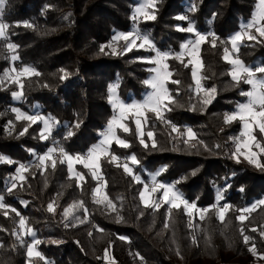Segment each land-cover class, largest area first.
<instances>
[{
	"label": "trees",
	"instance_id": "obj_1",
	"mask_svg": "<svg viewBox=\"0 0 264 264\" xmlns=\"http://www.w3.org/2000/svg\"><path fill=\"white\" fill-rule=\"evenodd\" d=\"M257 2L158 0L156 19L141 17L136 23L132 19L136 0H6L0 13V23L8 25L6 39L0 38V76L8 68L11 55L18 56V68L30 66L39 75L21 78L23 95L16 101L13 92L21 91L20 87L7 80L0 83V156L11 161H0V197L8 206L0 209V264L261 262L249 247L254 244L256 252L264 254V205L246 213L248 218L243 224L237 216L240 209L264 199V168L233 158V138L239 134L240 124L224 122V114L232 113L244 101L240 93L249 86L242 82L233 86L235 82L228 74L231 66L223 59L224 49H230L228 38L252 18ZM181 16L186 19H178ZM25 22L32 27H24ZM189 24L207 37L199 51L203 64L200 76L206 77L201 84L215 87L217 93L206 106L200 103L204 93L198 99L191 65L186 57L176 58L181 43L195 37L194 33L178 30ZM133 28L146 35L156 50L170 53L165 62L173 73L171 79L180 83L167 84L175 103L163 115L181 133L191 128L196 140L185 144V136L172 132L170 126L149 113L144 129L145 147L132 118L124 120L129 131L117 129V135L130 146L122 148L113 143L110 151L120 158L118 163L128 164L139 182L123 167L110 162V157L101 159L99 174L106 183L103 192L115 205V211L93 202L95 183L89 172L75 163L76 172L84 176L77 186V180L68 175L66 164L59 162L58 152L53 157L57 160L55 168L49 165L40 170L31 165L23 173L25 179L9 192L16 167L33 163L35 155L53 147H62L73 156L83 155L98 141L99 133L113 117L108 102L110 85L115 86L116 96L125 104L142 98L150 64L140 58H149L152 49L145 46L125 52L123 45L112 43L116 34ZM262 40L257 36L256 40L242 41L235 56L247 66L264 65ZM8 43L16 45L14 53L7 48ZM13 108L26 115L51 116L58 123L51 136L42 140L40 124L18 120ZM25 128L27 131L21 135ZM148 131L154 133L156 147L148 139ZM254 134L264 144V135L258 131ZM133 155L136 164L129 162ZM258 157L264 164V156ZM153 176L158 183L174 185L185 200L195 202L198 208L217 204L219 192L223 197L219 206H231L224 223L211 212L190 227L182 207L171 212L163 203L158 210L144 207L139 194L144 182ZM77 201L84 202L87 220L80 222L85 213L79 209L75 211L79 219H70L75 226L65 227L64 209ZM50 202L54 203L55 212L47 210ZM11 208L26 219L35 237L19 234L18 239L13 234L18 232L19 216ZM242 228L251 237L248 244L244 243ZM34 239L40 241L36 247L44 260L27 255V245Z\"/></svg>",
	"mask_w": 264,
	"mask_h": 264
},
{
	"label": "snow or ice",
	"instance_id": "obj_2",
	"mask_svg": "<svg viewBox=\"0 0 264 264\" xmlns=\"http://www.w3.org/2000/svg\"><path fill=\"white\" fill-rule=\"evenodd\" d=\"M158 0H142L139 7L135 9V13L132 17L134 21H137L138 17H143L144 20H155V9L157 6ZM6 4V0H0V13ZM193 10H195L193 8ZM178 19H186V17H178ZM24 27H32L31 24L25 22ZM8 28L7 24L0 23V38L6 39V30ZM254 29L255 34H253L250 30ZM179 31H187L195 34V39L188 41L185 44L181 45V53H179L176 58L180 59L185 53L190 55L192 59L188 61V64L193 65V79L196 85L197 96L199 99V94L204 93V99L200 100V103L203 105H208L212 103V100L215 98L217 93V89L213 88H205L201 84L202 79H206V77L198 75L200 69H202L203 64L199 57L200 46L206 42L207 37L201 35L196 32L195 29L189 24V26L185 28H178ZM259 37H264V0H258L256 11L253 13L252 20L243 26V30L237 32L234 36L230 38L231 51L228 48L224 49L223 59L228 62L232 67L231 71L228 73L231 76L232 81H234V87L238 86L241 82L249 85V89L247 91H241V95L247 97L246 102L239 103L236 107V110L232 113L224 114V122L225 124H231L234 121H238L241 124V132L238 137L233 138V142L235 144V151L232 153L233 158L239 162V157L242 155L244 159L248 161L250 164H254L257 167L264 168V164L259 162L258 153L253 149L259 150V156H264V144L257 140V136L254 134L258 129L260 133H264V65H259L256 67L245 65L238 57L234 58L231 53L238 52L240 43L247 38L248 40H256L257 35ZM113 40H124V51H130L133 47H144L147 46L156 52L155 57L149 58H140L147 63H151L155 65V67L151 68L150 71L154 73L150 79L144 81V83L152 89L151 92L147 94L145 99L142 102H133L132 104H125L115 95V86H109V102L112 104L115 110H118V115H114L112 119L109 120L107 128L103 133H101L103 139L96 145H94L91 149H89L86 156H80L77 154L73 156L65 152V150L60 148H49L48 152L42 156L38 157L39 165L42 166L45 170L49 166L52 168L56 167L57 160L53 158L55 153H59V162L65 163L67 162V167L69 170L70 178L73 175V166L75 163L83 164L85 168H89L92 170V175L94 179L101 180L102 177L99 175L100 170V161L102 158L110 157V162L116 163L117 167H123L124 171L132 175L133 178L139 182V177L134 176L131 168L127 163L120 164L118 163L119 157L114 155L110 151L111 145L116 143L122 148H127L130 145L126 140L122 139L119 135H117V129H122L124 132H128L129 128L123 123L124 120L135 117L136 124V133L138 138L140 139V143L147 147V144L144 140L145 136V125H147L149 116L148 114H154L158 120H161L165 124L171 127L172 132L180 133L182 136H187V139L184 140L185 144H188L189 141L196 140V134L193 132L191 128H187L183 133L180 132L175 125H172L170 121L165 120L163 113L165 111H171V105L175 103L174 98L167 87L168 83L179 84L180 82L177 80L171 79L173 73L169 70L168 64L165 62L170 53H162L159 50L154 48V45L149 40L146 35H141L138 29H133L132 32L128 33H118L113 37ZM215 36L213 35L212 43L213 47L215 44ZM137 41H140V44H137ZM264 42V40L260 41ZM7 48L11 52H15L16 45L8 43ZM114 54H115V50ZM12 60H17L18 56L12 55ZM183 62V61H182ZM188 66L187 64L185 65ZM12 72L16 73L14 78V82L20 87L21 91L13 92V97L19 99L22 97L23 92V77L30 76H38L39 73L30 66H25L18 71L16 69H12ZM63 71V70H61ZM259 74V75H258ZM5 75H8L6 71ZM65 76H61V79H64ZM0 83H3L0 80ZM193 110H195V106H193ZM13 112L17 113L18 120H26L31 122L32 124L37 123V121H41L43 123V129L40 133V139L47 140L51 134L53 128L56 126L58 121H56L53 117L49 116L47 118L40 115H26L24 113H20L19 110L13 109ZM131 114V116L129 115ZM76 127H79L77 123ZM27 131V128L21 132V135ZM72 132L68 133V136H71ZM147 137L149 140H152V146L156 147V142L154 140V133L152 131L147 132ZM194 146V145H193ZM219 147V145L217 146ZM133 164L138 163L136 157L133 155L129 157ZM0 161L3 162H11L8 161L6 157L0 156ZM27 171V166L24 164H20L17 168L18 176L13 178L12 186L8 189L9 192H12L13 189L17 187L16 180L23 181L25 179L22 173ZM163 171V169H161ZM195 174V173H193ZM156 175H159L157 173ZM77 177V186H80V181L84 180V176L80 173H75ZM106 187L105 184H98L96 188L93 189V202L97 204H105L107 208L115 211V205L108 198L106 192H103V188ZM243 191V189H241ZM157 194L155 198H153V194ZM141 203L144 207H151L153 210H158L162 203L169 206V211L171 209H180L183 208V211L190 218H194L197 214L199 215V219L201 221L205 220L207 215L211 212H215L217 219L224 223L226 212L230 209V205L224 204L223 206H219V200L223 197L218 192L217 194V204L212 205L210 208H198L195 202H189L185 200L181 193L175 190L174 185H164L161 183H157L155 180V176H153V186L149 189L148 185H145L143 191L139 194ZM162 202V203H161ZM260 205H264V199L258 202ZM256 205H252L251 208H243L240 209V215L237 216V220L243 224V222L248 218L246 213H250L254 210ZM3 203V197H0V209H7ZM83 209L85 213L84 220H81V223L86 222L87 220V209L84 208L83 201L74 202L72 205H69L64 209L63 219L65 222V227L75 226L70 223V219H79L75 216V211ZM47 210L52 213L55 212L54 203L50 202L47 206ZM11 212L15 213L19 216V231L13 233L17 235V238H20L19 233H23L25 235L35 237L34 230L27 226V221L23 216H20V213L17 212L15 208L10 209ZM4 215H8V211L4 212ZM118 217V221H119ZM169 225L166 222L165 228ZM189 226L192 225V220H189ZM252 231H256L255 228L251 229ZM102 231V230H101ZM91 235V233H89ZM241 235L243 237L244 243L248 244L251 237L244 234L243 228L241 229ZM261 236H264V231L261 232ZM120 239H127L126 237H120ZM193 242L196 243V237L193 236ZM40 241L34 239L32 243L27 245V255L29 258L35 256L40 260H44L45 258L41 255V253L37 250V245H39ZM249 251L253 253V255H258L260 259H264V254H259L256 252L255 245L253 244L249 247ZM179 254V253H177ZM139 255V254H137ZM105 259H109L107 250L105 251ZM142 260L143 258L140 257Z\"/></svg>",
	"mask_w": 264,
	"mask_h": 264
},
{
	"label": "rangeland",
	"instance_id": "obj_3",
	"mask_svg": "<svg viewBox=\"0 0 264 264\" xmlns=\"http://www.w3.org/2000/svg\"><path fill=\"white\" fill-rule=\"evenodd\" d=\"M142 2V0H136V6H135V8H134V10H133V15H134V13H135V9L137 8V7H139V5H140V3ZM255 11H256V9H255ZM139 18H141V17H138L137 18V21H135L136 23L138 22V19ZM252 18H253V16H252ZM252 18L250 19V20H248L245 24H242L241 25V27H240V29H239V31H237V32H240V31H242L243 30V26L244 25H247L251 20H252ZM134 29V28H133ZM133 29L130 31V32H132L133 31ZM253 34H255V30L254 29H252V30H250ZM236 32V33H237ZM46 33H53V32H51V31H48V32H46ZM235 33V34H236ZM141 34V33H140ZM235 34H233L232 36H234ZM117 35V34H116ZM115 35V36H116ZM142 35V34H141ZM257 36H259L258 34H256ZM232 36H230L229 38H228V41H230V38L232 37ZM196 37H193V38H190V39H188L187 41H185V42H183V43H181V45L182 44H185V43H187L188 41H191V40H194ZM263 39H264V37H263ZM244 40H247V38H245ZM243 40V41H244ZM114 42H117V43H119V45L120 46H122L123 45V47H124V45H125V41L124 40H113L112 41V43H114ZM124 42V44H122ZM137 44H140V41H137ZM229 44H230V42H229ZM241 44V43H240ZM181 45H180V50H179V52L176 54V56L179 54V53H181V51H182V49H181ZM133 48H142V49H145V46L144 47H133ZM230 51H231V44H230V49H229ZM161 52V51H160ZM162 53H165V52H162ZM235 54H236V52H232L231 53V55L234 57V58H236V56H235ZM155 55H156V52L155 51H153L152 50V55L150 56V57H155ZM11 57H12V55L10 56V63H9V66H8V68H6L4 71H3V73H2V75L0 76V80H7V81H10V82H14V78H15V76H16V73L15 72H12L11 70L12 69H16L17 71L19 70V69H21V68H18L17 67V65L15 64V61L16 60H12L11 59ZM182 57H186V59H187V61H189L190 59H192V57L190 56V55H188L187 53H185ZM181 58V57H180ZM150 65H149V68H148V70H150L151 68H153V67H155V65H153V64H151V63H149ZM191 65V64H190ZM230 65V64H229ZM231 66V65H230ZM232 67V66H231ZM23 68V67H22ZM6 71L8 72V75L6 76L5 75V73H6ZM192 71H193V65H191V74H192ZM230 71H231V69H230ZM152 75H154V73L153 72H151L150 71V73H149V75L147 76V78H146V80H148V79H150L151 78V76ZM198 75H200V71L198 72ZM192 79H193V75H192ZM145 80V81H146ZM193 82H194V85H195V81H194V79H193ZM146 85V84H145ZM249 86V85H248ZM146 87H147V89H146V91L144 92V94H143V96H142V98L140 99V100H131L129 103H126V104H132L133 102H142L144 99H145V97L147 96V94L149 93V92H151L152 91V89L150 88V87H148L147 85H146ZM250 87V86H249ZM195 89H196V85H195ZM249 89V88H248ZM115 95H116V93H115ZM108 97H109V92H108ZM14 100L16 101L17 99L16 98H14ZM246 100H247V97H245L244 96V101L243 102H246ZM108 102H109V99H108ZM242 102V103H243ZM109 105H110V107L112 108V110H113V116L114 115H118L119 113H118V110H115L114 108H113V106H112V104L109 102ZM237 107V106H236ZM13 109H16V108H13ZM235 110H236V108H235ZM234 110V111H235ZM233 111V112H234ZM15 113V115H16V118H17V113L16 112H14ZM21 113V112H20ZM130 116H131V114H129ZM44 117V116H43ZM45 118H47V117H45ZM112 119V118H111ZM132 120H133V122H134V124H135V117L134 116H132ZM238 122V121H237ZM37 123H39L40 124V133H41V131H42V129H43V123L41 122V121H37ZM239 124H240V122H239ZM108 125V124H107ZM107 125H106V127H104V129L99 133V137H98V141L95 143V144H93L92 146H90V148L89 149H91L94 145H96V144H98L102 139H103V137H102V135H101V133H103L104 131H105V129L107 128ZM135 126H136V124H135ZM256 131H258L259 132V130L257 129ZM240 132H241V124H240V131H239V134L237 135V137L240 135ZM260 134H263L264 135V133H260ZM186 138H187V136H185ZM114 143V142H113ZM116 144V143H115ZM89 149L86 151V153H84L83 155H80V156H86L87 155V153H88V151H89ZM254 151H256L258 154H259V150L258 149H253ZM48 152V150L47 151H45L44 153H42V154H37V155H35V157H34V161H33V163H31V164H28V165H26L27 166V168L28 167H30L31 165H36L40 170H43L44 168L42 167V166H38L39 165V160H38V157L39 156H42V155H44V154H46ZM55 155V154H54ZM54 157V156H53ZM239 159H243V160H245L244 159V156H240L239 157ZM129 162H131V160L129 159ZM64 164H66V167H67V162H65ZM74 164H75V162H74ZM79 165H81L83 168H85L84 166H83V164H80V163H78ZM49 165H50V162H49ZM19 167V165L16 167V169H15V173H14V175L11 177V185L10 186H12V183L14 182L13 181V178L14 177H17L18 176V173H17V168ZM88 172H89V174L91 175V177H92V179H93V181H94V183H95V186H94V188H96L97 187V185L98 184H103V182H102V180H98V179H94L93 178V175H92V170L91 169H89V168H85ZM67 172H68V175L70 176V174H69V170H68V167H67ZM75 173H77L76 172V170L74 169V166H73V175H72V177L73 178H75L76 180H77V177L75 176ZM23 174V173H22ZM100 175V174H99ZM16 183H18V182H20L19 180H16L15 181ZM158 183V182H157ZM145 185H148V187H149V189L153 186V179L151 178V177H149L148 178V180H147V182H144V184H143V186H142V191L144 190V188H145ZM164 185H171V184H164ZM93 188V189H94ZM157 194H153V198H155V196H156ZM162 203V202H161ZM256 205V207L259 205V203L258 202H256V203H253V204H251V205H249V206H245V208H251L252 207V205ZM101 205H103V206H106L105 204H101ZM216 205V204H215ZM255 207V208H256ZM107 208V207H106ZM185 213V212H184ZM188 216V215H187ZM189 217V216H188ZM192 220V223H194L195 224V221H197V220H199V215L197 214L194 218H190L189 217V220ZM17 226H18V231H19V222H18V224H17ZM20 235H25V234H23V233H19ZM26 236H28L29 238H31V236H29V235H26ZM32 243V242H31ZM253 256H257V258H259V256L258 255H253ZM258 260H261V262H258V263H256V264H264V259H258ZM263 260V261H262ZM46 264H48V263H46Z\"/></svg>",
	"mask_w": 264,
	"mask_h": 264
}]
</instances>
